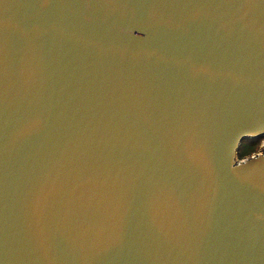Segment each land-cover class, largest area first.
Here are the masks:
<instances>
[{
  "label": "water",
  "instance_id": "1",
  "mask_svg": "<svg viewBox=\"0 0 264 264\" xmlns=\"http://www.w3.org/2000/svg\"><path fill=\"white\" fill-rule=\"evenodd\" d=\"M264 0H0V264H264Z\"/></svg>",
  "mask_w": 264,
  "mask_h": 264
},
{
  "label": "rangeland",
  "instance_id": "2",
  "mask_svg": "<svg viewBox=\"0 0 264 264\" xmlns=\"http://www.w3.org/2000/svg\"><path fill=\"white\" fill-rule=\"evenodd\" d=\"M244 140H246V139H244ZM246 141H248V140H246ZM263 141H264V135L256 137L252 142H249L251 144L252 148L247 150V153H244V155L242 157H237V155H236V157L238 159H241V158L247 157L251 154L259 152L260 146H261ZM246 143H248V142H246ZM239 150H240V147L238 148V151Z\"/></svg>",
  "mask_w": 264,
  "mask_h": 264
},
{
  "label": "trees",
  "instance_id": "3",
  "mask_svg": "<svg viewBox=\"0 0 264 264\" xmlns=\"http://www.w3.org/2000/svg\"><path fill=\"white\" fill-rule=\"evenodd\" d=\"M254 139L255 138H247L246 140H248V141L243 139L240 142V145H239L240 150L236 154L237 157H242L244 155V153H247V150L252 148V146H251V144L249 142H252ZM246 142H248V143H246Z\"/></svg>",
  "mask_w": 264,
  "mask_h": 264
}]
</instances>
